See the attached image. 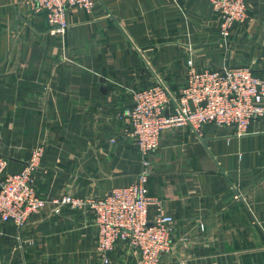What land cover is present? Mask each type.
<instances>
[{
    "label": "crops",
    "instance_id": "1",
    "mask_svg": "<svg viewBox=\"0 0 264 264\" xmlns=\"http://www.w3.org/2000/svg\"><path fill=\"white\" fill-rule=\"evenodd\" d=\"M222 42L210 0H96L71 10L64 37L46 14L0 0V143L7 174L21 172L38 146V194L104 198L144 170L119 115L137 91L163 84L179 97L189 61L198 71L253 68L264 79V0ZM149 196L174 219L161 264H264V119L245 136L206 125L165 130L149 159ZM52 204L27 225H0V264H103L95 215ZM156 208L150 209L154 220ZM111 264H140L121 246Z\"/></svg>",
    "mask_w": 264,
    "mask_h": 264
},
{
    "label": "built area",
    "instance_id": "2",
    "mask_svg": "<svg viewBox=\"0 0 264 264\" xmlns=\"http://www.w3.org/2000/svg\"><path fill=\"white\" fill-rule=\"evenodd\" d=\"M35 15L46 14L49 33L64 37L71 10L91 13L96 0H21ZM220 22L223 43L230 40L235 27L249 19L248 0H210ZM187 84L179 97L158 84L133 94L134 104L119 115L126 135L134 140L144 165L143 172L129 187L114 189L104 198L63 197L48 202L37 191V171L45 147L32 152L27 166L19 173L7 174L9 159L0 143V225L12 223L18 228L28 224L50 203L55 214L62 206L87 207L94 212L97 231L96 250L103 264H111L109 255L121 246L128 247L140 264H161L174 249V219L157 198L149 196V159L160 146L168 129L190 127L201 135L206 125L235 128L239 137L250 125L264 119V79L252 67H225L217 71H198L188 63ZM156 208L154 220L150 209Z\"/></svg>",
    "mask_w": 264,
    "mask_h": 264
}]
</instances>
